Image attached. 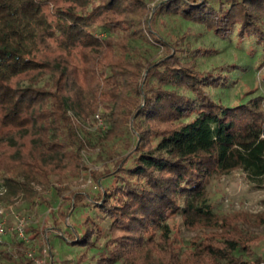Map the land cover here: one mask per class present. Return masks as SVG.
Segmentation results:
<instances>
[{"label": "trees", "instance_id": "trees-1", "mask_svg": "<svg viewBox=\"0 0 264 264\" xmlns=\"http://www.w3.org/2000/svg\"><path fill=\"white\" fill-rule=\"evenodd\" d=\"M149 2L0 0V172L12 192H28L18 176L51 186L56 173L89 171L72 112L101 107L112 142L93 171L102 189L71 200L88 209L70 240L92 250L80 256L84 264L157 248L172 238L178 217L188 228L222 229L193 241L195 264H250L240 254L249 239L231 228L248 219L221 215L207 192L214 174L234 169L264 186V94L233 104L217 98L213 87L227 85V73L198 62L213 48L193 46L190 25L178 34L167 23H197L264 52V0ZM158 43L163 52L149 53ZM252 221L264 224V210Z\"/></svg>", "mask_w": 264, "mask_h": 264}, {"label": "rangeland", "instance_id": "rangeland-1", "mask_svg": "<svg viewBox=\"0 0 264 264\" xmlns=\"http://www.w3.org/2000/svg\"><path fill=\"white\" fill-rule=\"evenodd\" d=\"M149 1V5L152 6L158 0ZM167 24L169 28L179 29L178 34L185 32L190 25L188 29L190 43L193 46L213 48L212 52L199 58L198 62L203 69L223 66L221 69L227 73L229 83L225 86L213 87L217 98L233 104L255 94H264V52L261 46H253L249 40L241 43L236 35L230 39L220 40L203 25L197 23L187 21L179 23L173 19L168 20ZM142 46L143 52H149V47ZM155 51L161 54L162 46L154 45L152 52L149 53ZM102 110L100 107L95 113L89 111L86 115L72 112L83 139V153L86 163L90 165L89 171L79 175L56 173L51 186L28 176H18L20 180L30 183L28 192L24 189L12 192L0 172V190H3L2 193L0 192V209L3 210L0 212V219L5 220L7 226L11 227L0 243V264H27L28 260L35 264L33 257L43 259L44 264H84L86 261H82L80 256L83 253L87 255L92 253V250L84 251L81 245H74L70 241L72 236L78 233L88 210L80 206L75 209V206L71 205V200L75 192H80L90 200L93 193L102 189V185L93 176V171L101 168L97 154L112 147L110 138L105 134L107 124ZM207 193L221 215L235 214L236 218L243 215L248 219H237L231 225V228L236 224L240 226L250 241L249 252L244 251L240 254H245L250 264H264V224L252 221L256 214L264 210V186L251 183L244 171L234 169L214 174L209 179ZM92 212L95 213L91 210L90 213ZM20 218H23L26 225V233L29 237L27 241L20 239L17 232L12 229ZM172 226V238L163 244H171L175 248V251L170 249V255L167 250L161 248L163 245L157 248L145 246L125 255L127 260L120 259V262L115 264H131V262L166 264L168 256V259L174 256L172 264H195L197 253L193 241H199L206 232L212 234L222 231L221 228L213 230L204 227L188 228L179 217L172 221ZM45 247H50L51 252L44 254ZM211 263L225 264L222 261ZM211 263L202 260L198 264Z\"/></svg>", "mask_w": 264, "mask_h": 264}, {"label": "built area", "instance_id": "built-area-1", "mask_svg": "<svg viewBox=\"0 0 264 264\" xmlns=\"http://www.w3.org/2000/svg\"><path fill=\"white\" fill-rule=\"evenodd\" d=\"M3 189V187H2ZM0 192L2 193L3 190H0ZM3 210L0 209V212H2ZM9 229H11V227L7 226L6 221L5 220H1L0 219V243L3 241L4 236L8 233ZM12 229H14L17 232V235L19 236L20 239L22 240H28V234L26 233V225L25 222L23 220V218H20L16 224L12 227ZM44 254H48L51 252L50 247H45L43 249ZM35 264H44V260L40 259V258H36L33 257L32 258Z\"/></svg>", "mask_w": 264, "mask_h": 264}]
</instances>
